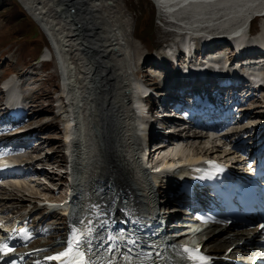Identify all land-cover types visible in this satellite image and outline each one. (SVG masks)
Here are the masks:
<instances>
[{"label":"bare ground","instance_id":"bare-ground-1","mask_svg":"<svg viewBox=\"0 0 264 264\" xmlns=\"http://www.w3.org/2000/svg\"><path fill=\"white\" fill-rule=\"evenodd\" d=\"M20 1L52 41L55 54L58 52L56 50L58 47L56 48V46H61V52L58 55L61 69L66 74V78H64L65 93L67 98H72L73 103H75L73 105L69 104V109L65 108L67 111L64 112L67 117L66 141L68 145L75 148V152H71L70 154L73 160L74 174L75 178H79L81 181L79 182L80 185L76 186V192L79 195L74 200L75 209L70 215L71 222L77 224L83 220L86 223H89L90 220H95L96 231L100 232L103 229V224L97 217L104 213L105 206L107 205L106 202H109V199L102 198L101 194L105 183L112 180L113 183L124 187L130 192L132 202L135 206L133 216L138 217L145 227H150L152 219L155 218L153 207L156 203V191L147 181L148 175L146 174L144 166L141 165L139 157V155L143 156L145 149H147L146 137L142 139L145 143L144 146L143 142L136 135L137 127L135 125V119L130 115L132 109L127 102L129 100L127 91L130 85L133 89H141V92L142 89H145V86L138 79L134 81L135 84L133 81L131 83V76L128 72V60L123 54H119V52H122V46L118 38L122 23L120 17L122 12L119 3L116 2V4H113V2L115 3L114 0H84V2H79V7L82 8V10H79L81 12V16H79L73 13L75 11L74 9L69 8L67 4L69 0ZM154 1L160 8H169L168 10L170 12L174 11L171 13L177 11L175 8L177 7L175 5L176 2L185 3L186 6L183 4L185 6L183 8H190L192 11H197H193L196 14L206 8L209 5L208 2L220 1L221 5L227 7L230 12L236 13L235 15L239 14V18L242 19L239 21V32L237 31L239 35H235L237 36L235 43L238 45L239 55L243 52L255 53L260 49L264 50L263 28H261L259 33L260 40H256L258 44H261L257 49H254L252 44L256 42L248 37L247 32V28H249L250 22L254 17L264 16V0ZM87 2H89V6ZM103 18L105 20H103L104 23L101 20ZM222 41L225 44L226 40H221L220 38H215L210 41L205 40L203 45L206 47L212 45L214 48H220L219 46L223 44ZM66 42L71 44L68 49L64 48ZM189 45L190 43L187 41V50L191 51ZM163 55L165 57L162 59V63L168 65L167 54L163 53ZM43 56L51 57L50 49H47ZM195 60L191 61L194 65H191L189 62V69L198 67L202 69L206 64L196 65L197 62ZM149 63L145 62L140 69L135 71V74L139 77L144 75L143 68ZM71 65H73V68L70 67ZM214 71L218 76L223 72L219 69H214ZM73 72L77 76L76 79L72 78ZM190 74L197 75L198 73L192 71ZM69 77L71 81L75 82L72 91L68 87ZM129 91L132 92L131 89ZM68 94L70 95L69 97ZM8 97L11 100H15L17 98L15 90L10 91ZM72 99H69L70 102ZM134 100L141 105L142 112L143 110L145 111V106L141 101L137 97ZM83 103V125L80 126L79 118L81 116H78V111ZM260 109L262 107L254 105L250 109L249 114L252 115ZM123 115H125V119L122 118ZM260 115L262 113H259L258 117ZM179 126V123H174L171 137L185 141L186 139H181L183 135L178 133L180 132L178 130ZM145 129L146 127L143 126L141 131ZM152 132H150V135ZM255 132L260 133V131ZM157 137L158 133L154 137H150V140ZM187 138H200V136L196 132H191L188 133ZM189 142L186 140V146L190 145ZM76 143L85 146L82 154L74 145ZM40 146L41 144H38L35 148L40 149ZM165 148H167V145L160 147L156 151L160 155ZM212 153H214V150L209 147L202 149L195 147L191 153H187L188 155L179 154L178 156L181 155V159L189 161L193 160V158H189L193 155H211ZM85 155L89 156L84 157ZM167 156H169L166 158L167 160H172V162L176 161L170 155ZM227 156L225 157L227 158ZM167 160L163 164L164 168L171 167L168 165ZM77 162L79 163L78 165ZM152 174L156 178V181L162 176L160 172H153ZM162 189H164V186H162ZM118 208L120 209V207ZM41 210L44 209L41 208ZM11 212L14 218L16 216L15 211L12 210ZM46 217L47 215L41 216L38 222L47 220ZM126 217L127 215L125 214L120 218V221L125 222ZM164 263L165 260L158 264Z\"/></svg>","mask_w":264,"mask_h":264},{"label":"rangeland","instance_id":"rangeland-1","mask_svg":"<svg viewBox=\"0 0 264 264\" xmlns=\"http://www.w3.org/2000/svg\"><path fill=\"white\" fill-rule=\"evenodd\" d=\"M114 1L115 3L113 2V4H116V2L119 3L122 12L120 15L122 20L120 26L121 32L119 33L120 36H118L119 43L122 46V52H119V54H123L128 60V72L131 76V83L137 80L134 78L137 76L135 71L140 69L145 62H150V64L154 63L153 58H157L158 48L162 42L173 39L180 34L193 33V40L197 42L203 38L209 39L208 41L220 38L221 40L228 41V43H232L237 37L235 35L239 34V21L242 20L239 18V14L235 15L236 13L230 12L227 7L220 4V1L208 2L209 5L198 12L201 14L194 13L197 11L193 10V12L190 8H183L186 5L180 2L175 3L177 11L171 13L174 11L170 12L168 10L169 8H160L158 5H155L152 0ZM79 2H84V0H69L67 4L70 9L75 10L73 13L81 16L79 10H82V8L79 7ZM21 3L20 0H0V98L3 99L7 94L2 91L1 86L5 85L2 84V79L9 78V84L12 86L10 90L14 89L16 94L21 96L24 104L36 106V117L30 121L29 125L35 127L34 131L38 133L37 137H39L42 142L39 143L41 144V150L35 148L36 151L31 155L30 159L35 160L37 157L42 156V158L44 157L45 160L49 162H58L57 164L60 167L57 168L63 171L55 174L52 172L47 175H42L41 179L37 181H14L15 184L12 183L13 186H10V189H5L0 193L4 206L2 210L5 212L4 215L7 218H13L12 210L15 211V218L17 216L21 218L20 216L24 213L33 212L36 214V218L41 217V215H48L49 217L46 220L47 229L53 226L54 230L52 235H61L65 227V220L62 218L64 217L62 207L65 203L64 200L70 198L69 194L71 192V184L66 179L67 175L63 173L67 171V167L65 166L67 163V156L63 155V153H57L53 157H46V153L57 149H63L67 134V119L65 120L67 117L64 112L67 111V108L69 109L70 105L67 106L68 98L65 93V79L62 80L59 68L61 63L60 60L56 58V55H54L55 52L48 36L45 35V32L40 28L42 35H40L33 44L31 40L26 41L22 37L23 32L28 29L29 25L33 23L37 24V22ZM87 5L89 6V2H87ZM22 15V20L17 22L15 18H20ZM101 20L104 23V18ZM263 25L264 18L258 16L252 21L250 30L252 31L253 29L259 32L261 28H264ZM194 33L198 35L196 36ZM70 46L71 44L66 42L64 48L68 49ZM236 46L238 47V45ZM41 47H43L42 50H40ZM46 47L50 49L51 57L45 56L41 58V52L44 50L45 53L47 50ZM56 48L58 51H56V54L58 55L61 52V46L57 45ZM224 49L219 54L217 53L215 56L217 59L222 58L221 60L225 61L233 53V50L229 46ZM44 58L45 61L43 60ZM162 59H164V57ZM162 59H160L161 64ZM157 60L159 61V59ZM232 63H234V60H231V66ZM70 67L73 68V65ZM146 75L147 74H144L142 76L146 77ZM76 77V74L73 72L72 78L76 79ZM153 78L155 77H152V79ZM70 79L69 77V80ZM69 80L68 87L69 90L72 91L75 82ZM69 96L68 94V97ZM261 96L264 97V90ZM69 99L72 98L69 97ZM82 105L78 111V116H81V118L78 117L80 119L79 123H81L80 126L83 125L82 110L84 103ZM254 105L261 107L263 103L258 102ZM262 109L255 112L252 116H249L247 121L256 125L257 122L262 119V116L258 117L259 113L263 115L264 107H262ZM255 115L256 118H254ZM38 130L39 132H37ZM187 136L188 134H186L185 139L190 141V145L186 146V140L181 141L179 139L181 142H177L178 140L172 141L167 148L164 149L163 153L159 155V160H163L167 155L176 159L179 154L188 155L195 147L202 149L210 146V141L200 140V135V138H187ZM224 151L225 148L219 149V152H216L214 149V153L211 155H221L222 157L228 155L226 153L224 154ZM78 164L77 162V165ZM53 165L56 164L53 163ZM35 175L36 174H33V177H35ZM62 175L63 177H61ZM17 183L21 187H19ZM9 184L10 182L7 185ZM157 185L163 186L164 183H161L159 179ZM155 191L157 203L161 204L163 208L166 192H163L165 190L161 187H158ZM39 198H54L62 202L48 205V208L45 209L44 202ZM41 208L44 210H41ZM51 212L53 213L51 214ZM190 239H198V236L190 237ZM48 241H53L48 246H55L60 240L49 239Z\"/></svg>","mask_w":264,"mask_h":264},{"label":"snow or ice","instance_id":"snow-or-ice-1","mask_svg":"<svg viewBox=\"0 0 264 264\" xmlns=\"http://www.w3.org/2000/svg\"><path fill=\"white\" fill-rule=\"evenodd\" d=\"M11 251V249H9ZM50 260H59V261H67V264H87L84 259V252H79L76 255H73L72 242L69 241V246L67 251L63 253H59L56 256L49 257ZM198 259L201 260L202 264H211V257L209 256H201Z\"/></svg>","mask_w":264,"mask_h":264},{"label":"trees","instance_id":"trees-1","mask_svg":"<svg viewBox=\"0 0 264 264\" xmlns=\"http://www.w3.org/2000/svg\"><path fill=\"white\" fill-rule=\"evenodd\" d=\"M21 18H23V15L20 18H15V20L18 22V21L22 20ZM40 35H42V32L39 31V28H38L37 24L33 23V24L29 25L28 29L23 32L22 37L26 41H30L31 40V42L33 44V42L35 40H37V38ZM42 48L43 47H41L40 50H42Z\"/></svg>","mask_w":264,"mask_h":264}]
</instances>
